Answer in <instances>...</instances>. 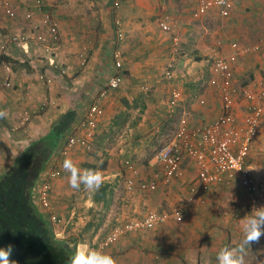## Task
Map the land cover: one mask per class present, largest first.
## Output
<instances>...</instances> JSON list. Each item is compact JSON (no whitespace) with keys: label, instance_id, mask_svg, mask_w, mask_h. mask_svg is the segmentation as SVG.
I'll return each instance as SVG.
<instances>
[{"label":"crops","instance_id":"obj_1","mask_svg":"<svg viewBox=\"0 0 264 264\" xmlns=\"http://www.w3.org/2000/svg\"><path fill=\"white\" fill-rule=\"evenodd\" d=\"M40 1L13 0L9 8H0V33L4 34H0V56L9 58L0 63V81L14 82L13 88L0 91V112L4 113L0 117V176L18 166L16 159L29 145L56 132L60 141L54 163L31 189L33 202L46 212L35 199L36 192L50 171L57 172L51 200L63 221L50 220L56 237H77L93 248L116 225L165 208L161 213H170L169 219L152 229L123 235L109 248L117 264H218L221 248L242 243V219L264 206V100L258 132L246 158L254 195L243 188L239 176L205 188L197 180L196 164L187 156L180 177L160 181L153 191H130L124 182L126 162L134 163L140 179L148 180L161 170L155 153H149L143 164L135 153L141 154L168 120L179 115L177 128L183 123L193 127L210 124L221 115L220 92L209 84L215 76L212 63L207 86L201 88L200 65L205 59L226 58L234 71L232 83L239 89H264V0H235L226 18L217 9L195 17L196 0ZM159 18L172 29L164 30ZM50 20L58 23L56 36L49 31ZM42 33L48 37L46 44L36 40ZM17 36L25 37L22 44L13 40ZM175 36L180 39L177 50ZM234 42L259 48L242 52L232 46ZM170 64L173 80L165 76ZM184 70L192 72L186 75ZM117 74L123 78L122 85L109 88V79ZM174 88L182 97L171 110ZM104 90L107 93L102 96ZM92 104L101 106L104 114L93 131L91 151L75 145L64 153L69 137L83 134L82 123ZM249 105L251 101L238 97L234 113L240 121ZM66 157L80 169L99 171L100 188L87 190L81 184L78 190L72 189L69 173L62 167ZM191 195L196 201H189ZM176 210L181 220L175 217ZM262 262L264 236L258 244L246 246L245 255V264Z\"/></svg>","mask_w":264,"mask_h":264},{"label":"built area","instance_id":"obj_2","mask_svg":"<svg viewBox=\"0 0 264 264\" xmlns=\"http://www.w3.org/2000/svg\"><path fill=\"white\" fill-rule=\"evenodd\" d=\"M197 8L194 11L195 17H201L210 9H217L222 17H229L234 8L235 0H196ZM13 0H0V8H9ZM41 1L38 0V3ZM28 18L32 17L28 13ZM160 26L170 31L172 26L162 18L158 20ZM49 31L56 36L58 32L57 21L50 20ZM49 33V34H50ZM24 36L14 37L13 40L22 44ZM36 40L46 44L48 37L42 33L36 36ZM180 39L174 37V47L178 49ZM232 46L242 52L257 50L259 46L240 47L234 42ZM4 48V47H2ZM120 62L117 60L116 65ZM212 70L215 74L210 78L209 84L217 87L220 92L222 102V113L212 123L203 126H189L187 123L181 124L174 132L172 138L163 144L155 153L156 163L161 170L155 171L148 180L140 179V171L134 163L127 161V174L125 176L126 188L130 191L137 188L143 191H153L158 188L160 181L169 183L172 179L179 177L182 173V163L187 156L193 160L197 166V180L205 188L220 183L226 177L239 176L241 185L250 194L255 193V184L250 168L246 165V158L250 153L252 142L258 132L259 122L263 113L264 89L257 92L251 87L238 88L232 83L234 71L230 63L224 57H217L212 60ZM8 69V67H7ZM10 71V69H8ZM165 76L168 80L174 79L173 66L170 64L166 68ZM123 78L117 74L108 81L109 88H118L122 85ZM258 86H263L259 83ZM13 87V82L9 78L0 81V91ZM107 90L102 91L105 96ZM182 97V92L178 88L172 90L170 99L171 110H174ZM238 97H244L251 101L249 110L244 119L240 121L234 113L238 103ZM104 114V109L98 104H92L88 114L82 123L84 132L81 136H70L64 149L68 153L75 145L85 146L90 149L93 138V131L97 125L98 118ZM58 174L50 171L48 176L39 184L36 192V200L41 208L50 214V219L54 223H61L63 219L53 211L51 195L54 189V182ZM35 197V196H34ZM196 197L191 195L189 201H196ZM170 213H151L143 218H134L125 223L116 225L109 234L100 241H97L93 248L109 252V248L123 235L152 229L157 222L169 219ZM175 217L181 220L182 214L175 211Z\"/></svg>","mask_w":264,"mask_h":264},{"label":"trees","instance_id":"obj_3","mask_svg":"<svg viewBox=\"0 0 264 264\" xmlns=\"http://www.w3.org/2000/svg\"><path fill=\"white\" fill-rule=\"evenodd\" d=\"M8 60L0 56V63ZM59 135L50 132L33 142L16 159L18 166L0 176V247L12 245L17 264H67L72 247L80 243L77 237H56L50 214L31 197L41 173L54 163Z\"/></svg>","mask_w":264,"mask_h":264},{"label":"clouds","instance_id":"obj_4","mask_svg":"<svg viewBox=\"0 0 264 264\" xmlns=\"http://www.w3.org/2000/svg\"><path fill=\"white\" fill-rule=\"evenodd\" d=\"M3 115L4 113L0 112V117ZM62 167L65 172L69 173L67 180L72 189L78 190L83 184L87 190H97L103 183V177L99 171L80 169L70 157L63 160ZM242 220V243L235 248L227 246L221 248L217 253L218 264H245L246 246L253 243L258 244L264 236V206L255 208L251 216H246ZM12 254V245L0 247V264H17L12 259ZM67 264H117V261L107 252L78 243L72 247Z\"/></svg>","mask_w":264,"mask_h":264},{"label":"rangeland","instance_id":"obj_5","mask_svg":"<svg viewBox=\"0 0 264 264\" xmlns=\"http://www.w3.org/2000/svg\"><path fill=\"white\" fill-rule=\"evenodd\" d=\"M0 15H2V12L0 10ZM3 29L2 27H0V30ZM14 31V30H13ZM1 34V33H0ZM2 35V34H1ZM4 35V34H3ZM2 35V36H3ZM1 37V36H0ZM184 45L186 44V42H183ZM188 43V42H187ZM188 47H186V45L184 46V50H187ZM212 59L213 58H207L205 59V61H203V64L200 65L204 71V78H203V83H201V88H204L207 86V81L210 77V74H209V70H210V65L212 63ZM190 65V64H189ZM24 66H26V63H24ZM27 67V66H26ZM186 73V75H189L190 72H192L191 70H184ZM184 77H185V74H184ZM13 82V81H12ZM206 82V83H205ZM13 87H14V82H13ZM12 87V88H13ZM179 120V115H176L174 118H171L170 120H168L167 124L164 125L163 129L160 130L156 135H153L152 136V139L150 140V144L149 146H147V148H144L141 152V154L139 153H135V158L137 159V161L140 163V164H143L144 162V158L147 157V155L149 153H156L157 150L165 143H167L168 141L171 140L176 128H177V122ZM117 137V136H116ZM118 138V137H117ZM92 149V146L91 148ZM89 149V150H90ZM91 151V150H90ZM140 157V158H139ZM186 162H189V161H185ZM137 163V162H136ZM58 166L61 165L60 161H58ZM138 164V163H137ZM60 168V167H59ZM181 176V175H180ZM179 176V177H180ZM34 201V200H33ZM35 203V202H34ZM37 206L39 207V205L37 204ZM166 210L165 208H162L161 210H157L159 213H161L162 211ZM111 227V226H110ZM109 227V228H110ZM114 254H115V251L113 250ZM147 254V253H146ZM116 255H114L115 257ZM126 261V260H125Z\"/></svg>","mask_w":264,"mask_h":264}]
</instances>
